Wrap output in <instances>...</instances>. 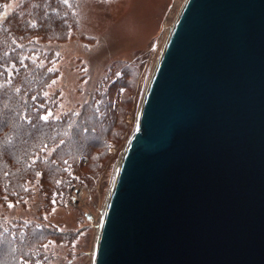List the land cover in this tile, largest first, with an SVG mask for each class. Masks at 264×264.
<instances>
[{"label":"water","instance_id":"obj_1","mask_svg":"<svg viewBox=\"0 0 264 264\" xmlns=\"http://www.w3.org/2000/svg\"><path fill=\"white\" fill-rule=\"evenodd\" d=\"M92 264H264V0H185Z\"/></svg>","mask_w":264,"mask_h":264},{"label":"trees","instance_id":"obj_2","mask_svg":"<svg viewBox=\"0 0 264 264\" xmlns=\"http://www.w3.org/2000/svg\"><path fill=\"white\" fill-rule=\"evenodd\" d=\"M9 2L0 0V11ZM72 12L66 0H22L0 21V204H22L33 184L44 208L69 198L74 185L91 184L108 147L119 141L121 125L111 107L116 81H123L116 75L124 77L130 62L115 65L77 113L45 118L44 92L58 59L41 44L62 42L78 28ZM64 237L33 222L0 226V264L35 263L45 244Z\"/></svg>","mask_w":264,"mask_h":264},{"label":"rangeland","instance_id":"obj_3","mask_svg":"<svg viewBox=\"0 0 264 264\" xmlns=\"http://www.w3.org/2000/svg\"><path fill=\"white\" fill-rule=\"evenodd\" d=\"M22 0H10L0 11V21ZM185 0H66L79 26L62 42L49 41L41 47L57 57L51 67L55 79L46 86L44 102L50 105L45 118L57 119L77 113L96 87L121 62L128 73L118 72L115 125L121 135L111 144L102 165L97 166L91 184L74 185L62 201H45L31 185V196L22 204H0V226L33 222L65 234L67 241H50L38 251L35 263L92 264L95 240L121 154L136 127L140 105L153 69ZM86 160L83 165H85ZM37 182V180H36ZM64 237V238H65Z\"/></svg>","mask_w":264,"mask_h":264},{"label":"bare ground","instance_id":"obj_4","mask_svg":"<svg viewBox=\"0 0 264 264\" xmlns=\"http://www.w3.org/2000/svg\"><path fill=\"white\" fill-rule=\"evenodd\" d=\"M101 222V221H100ZM100 225V224H99ZM98 230H99V228H98ZM97 234H98V232H97Z\"/></svg>","mask_w":264,"mask_h":264},{"label":"snow or ice","instance_id":"obj_5","mask_svg":"<svg viewBox=\"0 0 264 264\" xmlns=\"http://www.w3.org/2000/svg\"><path fill=\"white\" fill-rule=\"evenodd\" d=\"M44 117H42V119H43Z\"/></svg>","mask_w":264,"mask_h":264}]
</instances>
